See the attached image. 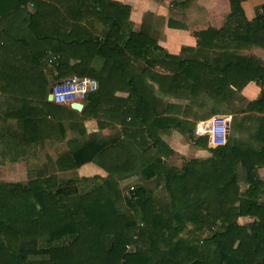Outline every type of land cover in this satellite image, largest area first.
<instances>
[{
	"label": "trees",
	"instance_id": "1",
	"mask_svg": "<svg viewBox=\"0 0 264 264\" xmlns=\"http://www.w3.org/2000/svg\"><path fill=\"white\" fill-rule=\"evenodd\" d=\"M129 12L112 0H0V95L25 138L47 121L37 103L61 112L46 96L73 75L99 83L78 119L115 130L71 141L56 159L57 171L92 161L105 176L0 181V264H264V63L240 52L264 49V4L248 20L229 0L220 28L195 33L197 58L166 53L143 28L126 34ZM251 81L261 91L246 102ZM228 112L223 145L193 141L209 157L166 161L175 151L164 134L188 136L199 117ZM129 178L139 183L123 195Z\"/></svg>",
	"mask_w": 264,
	"mask_h": 264
},
{
	"label": "crops",
	"instance_id": "2",
	"mask_svg": "<svg viewBox=\"0 0 264 264\" xmlns=\"http://www.w3.org/2000/svg\"><path fill=\"white\" fill-rule=\"evenodd\" d=\"M130 8L129 17L123 23L122 29L126 34L143 28L152 36L158 46L168 54L180 58H197L195 33L208 28H220L223 16L229 12V0H112ZM264 0H241L244 15L248 20L255 18L261 11ZM243 54H253L264 63V49L251 47L244 49ZM98 63L96 62L95 65ZM260 86L251 81L241 90L245 101L255 100L260 94ZM50 92V89H49ZM48 92V94H49ZM48 94L46 100H48ZM116 96L124 97L125 92L117 91ZM171 102H178L174 98H167ZM182 105L187 99L179 100ZM0 95V167H5L6 181H28L47 177L51 174L71 173L72 170L57 171L56 159L60 153L67 151L71 141L77 142L93 132L106 129L99 128L93 117L78 119L87 100L80 111L74 110L77 116L73 119L70 105L61 104V112H46L42 109V101L35 106L36 114L46 119L40 126L27 130L31 135L25 138V131L19 127L17 119L11 114L13 104ZM17 106V104H15ZM45 114H44V113ZM233 114V113H232ZM201 116V115H200ZM199 117L198 119H200ZM203 118V117H202ZM197 119V120H198ZM111 128V127H110ZM113 129V128H112ZM114 130V129H113ZM163 139L177 153L187 157V145L194 148L195 154L188 158H207L210 156L207 148L196 144H187L182 135L175 130L164 134ZM181 148L182 151L179 148ZM193 152V153H194ZM20 167V168H19ZM79 177L95 174H107L94 162H86L74 170ZM258 174L264 182V166L258 169ZM258 200H264V194L257 195ZM251 216L238 218L240 224H249Z\"/></svg>",
	"mask_w": 264,
	"mask_h": 264
},
{
	"label": "built area",
	"instance_id": "3",
	"mask_svg": "<svg viewBox=\"0 0 264 264\" xmlns=\"http://www.w3.org/2000/svg\"><path fill=\"white\" fill-rule=\"evenodd\" d=\"M98 87L99 83L95 78L73 75L66 80L51 85L50 100L56 104H84L88 95L95 92ZM231 120V114H216L197 120L192 135L194 137L206 135L210 145H223L226 141ZM130 189H132V186Z\"/></svg>",
	"mask_w": 264,
	"mask_h": 264
},
{
	"label": "rangeland",
	"instance_id": "4",
	"mask_svg": "<svg viewBox=\"0 0 264 264\" xmlns=\"http://www.w3.org/2000/svg\"><path fill=\"white\" fill-rule=\"evenodd\" d=\"M53 57V56H52ZM52 57H50V58H52ZM178 102H180V101H178ZM238 102V101H237ZM240 103H243V102H239V104L238 105H240ZM67 105V104H66ZM236 107H240V106H236ZM208 110V108L207 107H204V108H201V109H196V113L198 114V115H202L203 113H205L206 111ZM223 114H231L232 116H233V114L232 113H230V112H228V113H223ZM219 115H221V114H219ZM200 120V119H199ZM192 121V120H191ZM196 121H194V123H195ZM114 131L115 130H113L112 128H110V127H107V129H106V134L103 132L102 133V131H99L100 133H102L103 135H106V136H108V135H113L114 134ZM192 133H193V130H192V132L190 133V134H188V136L186 135V136H182V138H183V140H184V142H186L187 141V143H186V145L187 144H194L193 143V141L194 140H196L197 138L196 137H194L193 135H192ZM164 137V135L162 136V138ZM165 142H166V140L165 139H163ZM167 143V142H166ZM188 146V150H186V154L185 155H187V157H185V156H183L182 154H179V153H177L176 151H175V155H170V157L169 158H167L166 159V161L169 163V164H172V165H176V166H181L182 165V163L185 161V160H187V159H189L188 157L192 154H195V152L193 151L194 150V148H192L191 147V145H187ZM170 147V146H169ZM181 148L182 147H180L179 149L180 150H178V151H182L181 150ZM194 152V153H193ZM20 168V167H19ZM5 167H0V181H4V182H12V183H16V182H22V183H24V182H26V181H6V180H1V178L3 179V178H5L6 177V173H5ZM76 174V172L75 171H73V172H71V173H66V174H64V173H58V174H56L55 175V173L54 174H52L53 176H55V177H57V178H59V179H61V178H63V179H65V178H71V176H72V174ZM51 175V176H52ZM3 176H5V177H3ZM137 183H139V180H138V178H129V179H126V180H121L120 182H119V188L122 190V194L123 195H129L128 193V188H130L131 186H135ZM154 195H156L157 197H160V198H164L165 200H169V196H168V194L167 193H165V191L163 190V189H158L157 191H156V193H154Z\"/></svg>",
	"mask_w": 264,
	"mask_h": 264
},
{
	"label": "water",
	"instance_id": "5",
	"mask_svg": "<svg viewBox=\"0 0 264 264\" xmlns=\"http://www.w3.org/2000/svg\"><path fill=\"white\" fill-rule=\"evenodd\" d=\"M51 97H50V93L48 94V100H50ZM70 107L74 110H77V111H80L83 107V105L81 103H71L70 104Z\"/></svg>",
	"mask_w": 264,
	"mask_h": 264
}]
</instances>
